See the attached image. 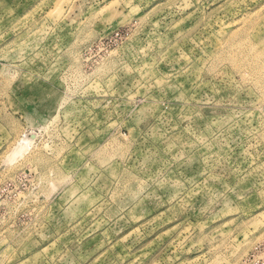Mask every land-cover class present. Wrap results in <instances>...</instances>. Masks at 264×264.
<instances>
[{"label":"rangeland","instance_id":"1","mask_svg":"<svg viewBox=\"0 0 264 264\" xmlns=\"http://www.w3.org/2000/svg\"><path fill=\"white\" fill-rule=\"evenodd\" d=\"M0 264H264V0H0Z\"/></svg>","mask_w":264,"mask_h":264}]
</instances>
